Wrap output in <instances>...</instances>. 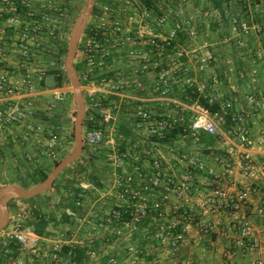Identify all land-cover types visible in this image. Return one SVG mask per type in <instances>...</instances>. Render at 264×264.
Wrapping results in <instances>:
<instances>
[{"label": "built area", "instance_id": "obj_1", "mask_svg": "<svg viewBox=\"0 0 264 264\" xmlns=\"http://www.w3.org/2000/svg\"><path fill=\"white\" fill-rule=\"evenodd\" d=\"M189 0H99L95 19L88 22L87 30L81 44V52L83 60L86 62V71L83 74L85 80L81 85L82 94L90 101L94 100L96 92L100 86L107 88L109 91H117L130 85L123 81L112 82L107 77L102 76L96 80L91 78L96 71H100L104 67L105 58L108 56L111 48L119 51L125 45H129L126 55L136 63L135 71L138 75H145L153 73L156 79V88L161 87L169 76L174 74L177 70H186V65L179 58H173L171 62L164 60V52L172 51L175 56H187L189 60H193L201 71L209 66L214 60L215 54L209 48L210 43L204 42L205 48L203 52L199 50L186 48L185 45L177 42L181 36V32H186L190 38L195 37L196 31L193 25L196 22V17L193 15H186L185 8ZM242 0L241 2H243ZM249 1V0H245ZM35 0H0V18L5 12L10 14L5 16V23L12 27L17 32L16 49L22 57L24 63L32 66L33 61H28L29 50L38 45L33 38L38 25L36 24L37 16L34 9ZM25 7V15H21L16 11L17 7ZM208 16L215 19H221V10L212 8L208 11ZM230 25L231 32L238 45L244 44V37L250 32H259L261 25L257 22L251 24L247 23L241 16L238 18L236 14L231 13ZM30 18H25V17ZM30 24L31 26H29ZM15 43V42H14ZM143 44L148 45L149 48L141 47ZM208 46V47H207ZM6 47L0 44V148L2 146L3 138H5V131L15 122L21 120L25 115L26 108L17 104H8L9 96L17 93L20 90H32L45 76L44 69L35 68L34 76L29 78V75L15 76L11 78L6 75L4 71V62H7V57L4 54ZM178 51V52H177ZM253 54L260 60L264 61V50L260 46H256ZM6 60V61H5ZM37 65V64H33ZM255 71L252 72L254 74ZM101 74V71L98 72ZM212 84V91L208 97L209 101H215L216 93H220L217 85L216 76L209 74L204 77L198 85V90H201L206 82ZM184 83L193 84L194 80L190 77L184 78ZM140 86L141 82L135 83ZM134 84V85H135ZM51 94L55 100H62L65 98L69 89L63 86H56L51 89ZM248 103H253L257 99L261 100L264 107V94H254L249 91L245 96ZM241 98L239 96L232 97L231 100L221 102V108L229 112L232 122H242L244 114L238 110L237 105ZM96 104L95 102L93 103ZM193 113L190 123L183 127V132L192 138H195L200 131H204L212 136H221L219 124L216 121L217 113H211L203 105L194 101L191 106ZM102 115V122H107L112 119L111 108L102 107L100 109ZM133 116L140 121L144 126V133L146 136L154 137L156 139L164 138L166 133L177 125L178 120L175 118L155 117L149 111L144 110L140 106L134 108ZM83 140L86 144L97 145L104 142V134L102 129H91L84 133ZM238 137L242 142L249 140L247 134L242 130L238 131ZM47 147H52L57 142V134H51L46 139ZM260 143L264 145V136L260 138ZM137 145L132 144L133 150L131 153L117 155L115 158V168L122 165L124 156H128L127 161L130 162L131 170L122 172L115 177L116 189H112L113 206L104 211L103 215L95 222V228L105 230L109 234L114 235V239H122L126 241V248L122 254H110L108 264H149L144 255L147 251L139 249L136 244L132 242L135 240V234L141 230L146 231L143 236L152 238L159 246V255L155 258L159 264H180L178 259V252L185 243V236L187 233L194 230L195 227L204 234L211 230V224L202 220L195 214V205L203 208L204 212H218L221 209H227L231 214V220L237 226L236 243L242 250H254L261 248L264 250V243H260L256 237L255 231L246 219V216L241 211L245 203V191H238L234 197L228 195L225 190H217L214 195L202 198L200 203L190 205L186 211L175 215H164L162 211V200L156 197V190L158 186L168 178L164 176L161 169V162L157 158L150 161L149 168H145L142 163V158L136 151ZM121 156V157H119ZM183 160H187L190 165L200 171H207L206 163L202 156L198 153L185 154L182 156ZM125 161V160H124ZM240 168L245 176L255 178L257 167L253 158L248 152H244L239 160ZM191 185L190 175L184 174L182 182L176 185L174 193L177 197L186 198V190ZM82 203V202H81ZM117 207V208H115ZM264 209V189L263 197L261 198L260 211ZM70 213V211H68ZM128 213L129 218L121 221V215ZM86 214V213H85ZM74 222H79L81 218L85 219L84 214H73ZM166 217V218H165ZM87 218V215H86ZM147 219H161L162 221L155 223L154 230H148L151 225L147 224ZM8 235L9 238H15L20 250L27 249L32 255L39 250L38 243L41 240L40 235L35 231L33 226L22 227L20 223L13 226ZM150 234V235H149ZM61 235V234H60ZM84 235V236H83ZM81 242L85 246H93L95 241L89 237V231L83 234ZM135 235V236H134ZM71 236V235H69ZM134 237V238H133ZM69 238V237H68ZM64 240L58 238L50 246L47 257L53 263L58 264H75L68 254V256L59 253L62 245H67L70 248L73 246V239ZM84 239V240H83ZM45 242V241H44ZM3 241L2 245H5ZM81 245V244H80ZM156 245V246H157ZM83 246V245H81ZM89 251V252H88ZM93 251V250H92ZM90 253V250H86ZM164 256L163 262L159 260L160 256ZM5 256V255H4ZM7 257V256H6ZM8 264H22V258L17 256L12 259L7 257ZM32 258V256H31ZM253 264H264V259L256 257Z\"/></svg>", "mask_w": 264, "mask_h": 264}, {"label": "crops", "instance_id": "obj_2", "mask_svg": "<svg viewBox=\"0 0 264 264\" xmlns=\"http://www.w3.org/2000/svg\"><path fill=\"white\" fill-rule=\"evenodd\" d=\"M241 1L242 0H236V2L239 3V7H241L237 10L236 16H241V18L249 24L256 22L255 20L257 18L259 20L257 23L261 25V30L259 32H250L249 35L244 37V44L238 45L234 38L235 35L232 34L230 29L229 36L221 40V42H226L228 39L230 40L228 45L231 48L228 46L230 50H226L227 56L225 59H222L225 54H219L217 43L208 41L210 43L209 48L213 50L215 54L214 62L212 61L209 66L201 71L198 64L189 60L187 56L182 55L180 60L184 62L187 69L177 70L167 78V81L161 87L156 88L154 74L148 73L145 75H138L135 71L136 63L129 61V59L124 56V54L126 55L125 50L129 48V45H125L119 51L111 48L108 56L105 58L106 66L100 69L101 74L98 75V79L105 76L112 82H127L130 87L125 85V87L120 90L109 91L107 88L100 86V89L95 95H114L118 97V100L113 102V106H109L113 118L107 122L118 120V123H116L118 131L119 123H121L123 118L126 119V116L129 114L127 117H129L130 122L127 123L131 128V138L135 140L133 143L137 145L136 151H138V154L141 156L144 167L149 168L150 161L153 158H157L161 162L162 172L164 176L168 178V181L163 180L160 186H158L155 196L162 200V211L164 215H175L186 211L190 205L200 203L202 198L214 195L216 191L220 189L225 190L231 197H234V194L238 191H245V203L241 211L252 225L258 241L264 243V209L260 211L264 189V145L260 143V138L264 136V107L259 99L253 103H248L245 99L249 91H252L257 96L258 94H264V61L258 59L252 51L257 45L264 50V14L262 15L256 8L261 2L257 1L254 6H252L250 0ZM234 4L233 2H230L229 5L223 4L225 14L223 15V12H221V19H225L228 22L230 21L229 17L234 11ZM262 4L264 5V1ZM225 7L228 9L225 10ZM253 8L254 12L252 11ZM250 13L253 14L251 15ZM2 19H0V44H7L4 46L6 47L5 52L8 51L7 49H11V51H9V55L11 56L4 53L7 56V62H4V71L6 75L11 78L15 76L23 77L28 74L29 78L32 79L34 76V67L11 58L13 57L12 53L14 51L18 52V50L16 47L13 48L12 46L15 41H12L10 44H8V41L11 39L15 40L16 36L14 33L17 34V32H11L12 29L5 27V18ZM196 19V22L200 21L199 16ZM203 21H206L208 24H217L220 22L219 19H215L211 16L207 17V15H205ZM189 39L192 38L188 37L184 39L185 41L181 44L186 46L187 40ZM141 47L145 49L149 48V46L145 44ZM237 48H239V50ZM31 49L35 50V47L31 46ZM198 52H200V50ZM174 53L172 51H165L164 57L166 58H164V60L171 62L173 58L177 59L178 56H175L176 54ZM221 61L222 64L219 63ZM253 71H255L254 74H252ZM209 74L216 76L217 85L220 90V93H216L215 95L217 100L224 102L231 100L234 96H239L241 98L237 107L238 110L244 114V120L242 122L234 123L224 120V116L221 115L229 114V112L222 109V114L218 113L216 116V121L221 131V136L219 137L212 136L204 131H200L195 138L190 137L185 132L178 131L169 141H161L160 139L155 140L152 137L146 136L143 124L133 116L134 108L140 106L155 117L175 118L178 120L176 126L181 125L183 131V127L187 126L192 120L193 113L191 111V106L195 101L183 99L181 97L184 87V78H192L194 83L198 86L203 78ZM217 77H219V79H217ZM137 82H141V85H136L135 83ZM43 89L44 88H39L38 83L30 91L23 89L17 93H13L9 96V101L6 103L19 105V103H22V97L44 93L45 91ZM204 90H206L209 95L213 93L212 84L207 81L199 91ZM115 107H123L121 111L122 114H118V116L114 115L115 112L112 110ZM14 124L10 127H13ZM10 127L5 131V137L8 136ZM241 130L247 134L249 138L247 142H242L239 139L238 131L240 132ZM126 143H128V140L124 142V144ZM131 146L132 144L126 145L123 147V150L118 149L117 151L119 154L131 153L133 150ZM195 152H198L202 156L206 163V168L211 170L212 173H209L208 170L200 171L193 165H190L187 160L182 159L183 155ZM244 152H248L251 155L257 167L258 173L254 179L245 176L240 168L239 160ZM126 168L128 171L131 170L130 162L129 166L126 165ZM121 170L122 169L118 168L117 172L121 174L120 172H123V170ZM184 174L190 175L191 181V185L186 190V198L177 197L174 193L176 185L182 182ZM110 189H112V187ZM111 191L112 190H104L103 195H109V199H112ZM111 201L112 202L109 201L110 205L103 210L100 216L103 215L104 211L113 206L112 204H114V202L113 200ZM194 207L195 214L212 226L210 232L207 234L200 232L197 227L186 234L185 243L178 252L180 264H253V260L256 257L264 259V250L261 248L250 251L247 249L242 250L238 247L236 243L237 226L231 220V214L227 209H221L213 213L204 212L203 208L199 205H195ZM147 221V224L151 225L148 230H154L155 223L162 220L147 219ZM99 230L102 232L103 236L105 235L107 237V241H109L108 238H110V234L105 230ZM145 232L147 233V230L137 232L135 234L136 236L134 235L135 238L133 237L135 240H132V242L136 244L137 247L138 243H140L139 245L142 246L140 247L147 251L146 260L150 262L149 264H159L155 261L157 255H159V246L152 238L150 239V237L147 238L143 236ZM110 240L111 243H113L110 245L114 247L113 252H115V254H122L126 248V244H124L126 241L114 238ZM72 244L73 246L77 245L75 242ZM108 252L109 251L103 254V257L110 256V252ZM164 259L163 255L159 258L161 262H163Z\"/></svg>", "mask_w": 264, "mask_h": 264}, {"label": "rangeland", "instance_id": "obj_3", "mask_svg": "<svg viewBox=\"0 0 264 264\" xmlns=\"http://www.w3.org/2000/svg\"><path fill=\"white\" fill-rule=\"evenodd\" d=\"M257 1L261 2V4H258L256 8L263 15L264 5L262 2L264 0ZM61 5H64L63 9H59ZM84 5L85 0H35L32 11L34 9L35 13L38 14L37 16H34L36 18L38 29L36 30L33 38L36 40L38 45L35 46V50L30 48L29 53L31 54H28V61H33L31 63L35 68L44 69V81L46 82V87L43 89L45 91L44 93L24 96L21 99L22 103H19V105L26 108L25 115H23L21 120L15 123L13 127H10L8 132L9 134L3 139V145L0 148V187L11 183L18 185H22L24 183L28 184V187H31L35 184V182L27 179V174H33L35 173V170L38 169L49 172L53 168L54 162L56 160L59 161L62 157L70 153L72 149L73 135L71 133H73L74 121V114H72V112H74L75 108L71 98V91L69 90L68 95L62 100H55L50 92L51 89L54 88L52 86L54 79L51 75L47 74V71L55 68L54 62L56 59L63 60L66 51L61 53V48L67 46L71 27ZM206 6L209 7V10L212 9L208 0H189L186 5V15H193L196 18L199 16L200 18L199 22L197 21L193 24L195 26V31L197 30V32L195 37L187 40L186 48L195 50L198 49L200 52H203L202 48L205 46L204 42H216L219 54H225L224 58H222L225 59L227 56L226 50L229 51V48H231L228 45L230 40L228 39L226 42H221V40L229 36L231 25L227 20L225 22V19H219L220 22L217 23L215 28H212L211 25L206 23V21L204 22L203 20L205 15L208 16L209 14V10L204 12ZM254 8L252 10L253 12ZM55 14L58 16H55ZM250 14L252 15L253 13ZM94 19L95 17L92 16L88 22ZM4 25L5 27L12 29V27L7 26L6 23H4ZM28 25L31 26L30 24ZM11 32H16V30L12 29ZM14 34L16 39L8 41V44L15 41L12 45L13 48L16 47L18 37L16 33ZM84 36L85 32L83 31L78 42L74 62L83 60L84 56L81 52V44ZM54 41H56L55 45ZM6 45L7 44L5 43L3 44V46ZM237 49L239 50V48ZM7 50L8 51L5 53L8 54V56H11L9 55V51H11V49ZM12 56L13 57L11 58L14 60H19L21 63H24L18 52L14 51ZM124 56L128 58L127 55L124 54ZM178 58L181 59V56H178ZM219 63L222 64V61ZM24 64L30 66L28 63ZM191 64L193 65L192 62ZM105 66L106 63L104 62V67ZM86 69L87 67L85 66L83 74ZM96 72H98V70ZM62 86L65 89H69L68 83ZM83 99L84 103L88 100L85 95H83ZM122 108L115 107L112 110L115 112L114 115L118 116V114H122ZM53 112H60L63 119L61 122L62 126L60 132L57 133V142L49 148L46 145L44 131L49 123V119L47 118ZM127 116L126 119L123 118V120L130 122L129 117ZM116 123H118V120L111 121L109 126H107V129L103 130L105 137L104 142L97 145H89V154L92 155V160H89L86 156H84L82 157V160L73 162L68 167V170L55 179V187L50 190L43 191L33 200L25 201L18 198L10 201L9 220L5 227L0 231V264H3L4 262L8 263L9 260L4 256L3 252H1L3 241L7 242L11 239L8 235L11 230L14 229L13 226H15L17 222L22 226L25 224L26 217L31 214L33 207L40 208L41 212L46 217H52L54 220L49 221L44 229V234H39L41 240L37 245L39 246V250L36 254L32 255L27 249L21 250L20 257L22 258V264H55L47 257L51 244L58 241L59 237L64 240H67L69 237L73 239L72 242H75V244L77 243V245L81 244L85 246L81 240L84 236L83 234L87 231H89L88 236L96 241V245L92 243L93 246H85L86 248L88 247V250H90V253H87L88 257L86 264H107V262L102 261L103 254L107 253V251H109L110 254H115V252H113L114 247L110 246L113 243H111V240L110 242L107 241V237L105 235L103 236L102 232H98L96 230L97 228H95V222L100 218L103 210L110 205V202H112V199H109V195H103L104 190L117 188L115 184V177L119 174V172H117L119 167L115 168L114 164L116 154H123L121 152V154H119L117 150H120L121 145L124 143H121L122 139L118 135ZM82 135L84 136L83 131ZM126 145H129V143L124 144V146ZM123 158L125 159H123L122 165L119 169H122L123 172H127L128 170L126 165L129 166V161H127L128 156L126 155V157L124 156ZM90 161H92V164H90ZM80 164H84L88 172H94L100 178L103 188H95L93 185L85 182L83 177H78V179L75 180L74 172L80 167ZM71 180H74L73 185L81 186L86 190L83 195L82 204L87 208L86 214H84L85 219L81 218L79 222H74L72 225L64 223L60 218L61 212L64 210L61 198L68 194L65 186L68 181ZM111 187L112 189H110ZM111 196L113 198V195Z\"/></svg>", "mask_w": 264, "mask_h": 264}, {"label": "trees", "instance_id": "obj_4", "mask_svg": "<svg viewBox=\"0 0 264 264\" xmlns=\"http://www.w3.org/2000/svg\"><path fill=\"white\" fill-rule=\"evenodd\" d=\"M211 7L212 8H216L218 10H221V12H223V15L225 14L224 12V8H223V4L225 3V5H229L230 2L235 3L234 4V11L232 13L236 14L237 10L241 7H239V3L236 2V0H208ZM257 2V0H250V4L252 6H254V4ZM241 4V3H240ZM97 5H98V0H95V4L94 7L92 8V14L94 15L97 11ZM245 7V6H244ZM64 5L60 6L59 9H63ZM228 9L227 7H225V10ZM244 9V8H243ZM209 7L206 6L204 11H208ZM16 11H18V13H20L21 15L25 14L26 12V8L25 7H21L18 6ZM246 11V9H245ZM9 12H5L4 14H2L1 18H4L5 16L9 15ZM38 15V14H37ZM55 16H58L57 14H55ZM236 16V15H235ZM239 18V16H237ZM25 18H30V17H25ZM226 22V20H224ZM256 22H258L259 20L256 18L255 20ZM209 25H211L212 28L216 27V23H210ZM87 30L84 29V31ZM181 36L178 38V40H176L179 43H183L189 36L187 35L186 32H181L180 34ZM56 44V41H54V45ZM66 51V47L61 48V53ZM62 61L63 60H59L56 59L55 60V68H52L51 70L47 71L48 75H51L53 77V84L52 86H62L64 84L68 83L66 74L62 68ZM214 62V61H213ZM75 68L77 70L78 76H79V81L80 84L83 85L85 80L83 78V70H85V66H86V62L85 60H81L78 62H74ZM98 72L95 73V75H93L91 78L98 80ZM100 77V76H99ZM217 79H219V77H217ZM46 87V82L44 81V78L39 82V88H45ZM209 94H207L206 90L204 91H199L198 90V86L193 83V84H186L184 83V87L182 89V95L181 97L183 99H187V100H195L198 103H200L201 105H203L205 108H207L211 113L216 112L217 114H222V108H221V102L219 100H215L210 102L209 101ZM118 97L114 96V95H108V96H101L100 94L95 95L94 100L90 101L89 99L87 101H85V105H86V110L84 113V117H83V132L85 133L88 130L91 129H107V126H109L110 122H102V115L100 113V109L102 107H108V106H113V102L117 101ZM96 103L95 105L93 103ZM72 114H74V112H72ZM221 116H224V120L231 122L230 119V115L229 114H223ZM47 119H49V123L48 126L45 128L44 131V137H50L51 134H57L60 132L61 129V122H62V116L60 115V112H53ZM131 128L128 126L127 121L125 120H121V123H119L118 126V133L120 135V138L122 139V143L126 142L128 140L129 144H136L133 143L135 140L131 138ZM183 132L182 131V126L178 125L175 126L174 128H172L171 130H169L164 138H161V141H169L170 139H172L174 137V135L178 132ZM73 135V133H71ZM153 139L156 140V138L152 137ZM124 144L121 145L120 149L123 150ZM90 151V146L89 144H86L85 142H83V148H82V155L80 156V158H78L75 162H78L80 160H82V157L86 156L87 159L92 160V155L89 154ZM89 154V155H88ZM88 155V156H87ZM85 158V159H86ZM88 160V161H89ZM58 162V160H56L54 162V165H56ZM72 164V163H71ZM69 164L68 166H66L62 172L58 175L60 176L62 173H64L66 170H68L69 166L71 165ZM90 164H92V161H90ZM48 172L43 171L41 169L35 170V173L33 174H27V179L32 180L33 182L37 183L40 180L44 179L46 177ZM75 175V180L78 179V177H83V180L91 185H93L95 188H101L103 186L100 178L94 173V172H88L85 165L84 164H80V167L75 170L74 172ZM85 175V176H84ZM74 184V180L68 181L67 185L65 186L66 188V192L68 194H66L65 196H63L62 202H63V211L61 212L60 218L64 223H68L71 224L74 223V216L73 214H85L87 211L86 206H84L81 202L83 201V195L86 192V190L84 188H82L81 186H75ZM21 186L23 187H28V184H22ZM53 187L54 184H53ZM46 191V190H45ZM40 195V194H38ZM36 195V196H38ZM35 196V197H36ZM35 197L30 198V199H23L25 201H30L33 200ZM21 199V198H20ZM117 208V207H115ZM68 211H70V213H68ZM129 218L128 213H123L121 215V221L127 220ZM54 220L52 217H46L40 210V208L38 207H33L32 208V212L30 215H28L26 217V222L25 224H23L22 227L24 226H33V228L35 229V231L39 234H44L45 233V227L47 226V224L49 223V221ZM114 235L110 234V239H113ZM96 243V241H94V244ZM140 243H138V248L139 249H143L141 248L142 246L139 245ZM141 246V247H140ZM87 248L85 246H81V245H76L74 247H69L67 245H62L60 248L59 253H61L62 255L65 256H70V259L75 263V264H86V260H87V253H86ZM1 252H3V254L5 255V257L10 256V258L14 259L17 256H19L21 254V250H20V245L18 243V241L15 238H11L9 239L5 245L1 246ZM145 259L147 258L146 255H144ZM3 258V257H2ZM109 256H104L102 258L103 262H107L108 261ZM3 264H8V263H3Z\"/></svg>", "mask_w": 264, "mask_h": 264}, {"label": "water", "instance_id": "obj_5", "mask_svg": "<svg viewBox=\"0 0 264 264\" xmlns=\"http://www.w3.org/2000/svg\"><path fill=\"white\" fill-rule=\"evenodd\" d=\"M95 0H85V5L76 17L67 41L65 56L62 61V68L66 74L71 98L74 104L73 121V146L67 155L62 157L56 165L47 173L46 177L31 187H23L18 184H6L0 187V231L9 220L10 201L14 199H30L45 190L53 188V184L62 170L69 164L75 162L82 154L83 148V117L85 113V103L81 90L79 76L74 65V56L77 50L80 36L89 21L91 10Z\"/></svg>", "mask_w": 264, "mask_h": 264}, {"label": "flooded vegetation", "instance_id": "obj_6", "mask_svg": "<svg viewBox=\"0 0 264 264\" xmlns=\"http://www.w3.org/2000/svg\"><path fill=\"white\" fill-rule=\"evenodd\" d=\"M94 4H95V3H94ZM93 7H94V6H93ZM95 14H96V13H95ZM95 14L93 15V14H92V10H91V14H90L89 19H90L92 16H95ZM87 24H88V23H87ZM87 26H88V25H86L84 29H86ZM83 31H84V30H83ZM84 32H86V30H85ZM82 33H83V32H82Z\"/></svg>", "mask_w": 264, "mask_h": 264}]
</instances>
